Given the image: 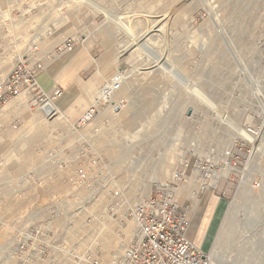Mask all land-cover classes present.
Segmentation results:
<instances>
[{"label":"rangeland","instance_id":"rangeland-1","mask_svg":"<svg viewBox=\"0 0 264 264\" xmlns=\"http://www.w3.org/2000/svg\"><path fill=\"white\" fill-rule=\"evenodd\" d=\"M26 20L39 50L20 58ZM68 24L77 34L42 50ZM87 35L86 125L61 103L82 96L76 78L39 128L22 133L35 119L12 110L23 92L0 110V264H126L131 210L159 190L212 264H264V0H0V81L26 61L46 96L44 73Z\"/></svg>","mask_w":264,"mask_h":264},{"label":"built area","instance_id":"built-area-1","mask_svg":"<svg viewBox=\"0 0 264 264\" xmlns=\"http://www.w3.org/2000/svg\"><path fill=\"white\" fill-rule=\"evenodd\" d=\"M38 79L35 66L18 61L0 81V110L24 91L39 97L41 102L46 101L47 95L40 93ZM60 93L58 88L55 94ZM131 214L140 224L141 238L126 264H212L203 247L188 235V211L182 210L164 190L136 205Z\"/></svg>","mask_w":264,"mask_h":264},{"label":"crops","instance_id":"crops-1","mask_svg":"<svg viewBox=\"0 0 264 264\" xmlns=\"http://www.w3.org/2000/svg\"><path fill=\"white\" fill-rule=\"evenodd\" d=\"M22 22H23L22 25L15 26L16 32L21 36L19 39L20 47L24 48L26 46V49L23 51L24 54L23 53L20 54V58H23L28 54H34L39 50V48L34 46V43L30 44L31 41L29 42L28 39L29 35L27 34L28 32H26V23L29 21L26 20ZM55 32L52 33V35L50 34L49 36H47L48 40L42 44V50L51 49L52 51H54L56 47L62 46L63 43L65 44L66 36L68 35L73 36L77 34L72 24L66 25L63 30H60L58 32V34H56ZM91 45H92V41H90L89 36L87 35V37L83 38L81 42L78 43L74 49H72L71 52H69L67 55L61 58L58 64L54 65L50 71L45 72L43 75L44 80L47 81L48 94L51 95L55 92L57 86L63 84L65 88H67V86H69L68 82L76 78L78 86L83 87V91H81L82 96L79 97L80 87H77L73 90L71 94H66L62 98L61 103L63 105L66 102H70L71 98H73L74 101L79 105L78 109L83 113L87 110L88 106H90L89 103L92 102V89H93L92 84L93 81L97 80L94 79L95 77H92L87 82H85L83 78L78 75V71L82 67L89 66L90 64ZM102 64L103 63H101V65ZM47 101L48 100L39 103L38 108L32 107L31 98L25 92H23L20 96H18L15 100L12 101V105H11L12 110L29 108L31 113L35 116L34 120L26 123V127L24 128L22 133H26L29 132L30 130L43 126L45 121L44 118H42L39 115V113L40 111H42V105ZM52 102L56 107L55 113L58 112L57 110L60 111V109L57 107L55 102L53 100Z\"/></svg>","mask_w":264,"mask_h":264},{"label":"bare ground","instance_id":"bare-ground-1","mask_svg":"<svg viewBox=\"0 0 264 264\" xmlns=\"http://www.w3.org/2000/svg\"><path fill=\"white\" fill-rule=\"evenodd\" d=\"M116 82H118L119 83V85L118 86H116ZM122 85V82H121V80H120V78H117L116 77V79H115V82H114V88L115 89H117V88H120V86ZM56 91V90H55ZM25 93H27V95L31 98V95L27 92V91H24ZM51 94H48L47 93V100H48V102H46V103H44L43 105H42V110H46V109H48V110H50V111H56V107H55V105L53 104V102H52V100H51ZM99 104V103H98ZM58 112H59V110H57ZM94 112H95V108L94 109H89L88 111H86L84 114H83V116L79 119V122H81V125H86L87 124V120L88 119H91L92 117H93V114H94ZM248 133V132H247ZM249 135H251V137L252 138H249V139H247V141H250V142H252V143H254V139L256 138L253 134H250V133H248ZM245 140V139H244ZM179 185H174V188L176 189L177 187H178ZM254 186V185H253ZM249 190V189H248ZM177 191V190H176ZM229 217V216H228ZM232 224V220H230V218L228 219V218H226V220H225V223H224V225H223V227H222V230L224 229L225 230V228L227 229V232H229V226ZM195 225V224H194ZM193 225V226H194ZM193 226H192V228H193ZM189 228H190V225H189ZM134 235H139L140 237L139 238H141V233L139 232V230H137L136 232H135V234ZM188 235H189V229H188ZM191 238V237H190ZM192 239V238H191ZM127 247V245H125V247L124 248H126ZM132 251H133V249L131 250V252H130V254L132 253Z\"/></svg>","mask_w":264,"mask_h":264},{"label":"water","instance_id":"water-1","mask_svg":"<svg viewBox=\"0 0 264 264\" xmlns=\"http://www.w3.org/2000/svg\"><path fill=\"white\" fill-rule=\"evenodd\" d=\"M45 111H47V112H51L50 110H48V109H46Z\"/></svg>","mask_w":264,"mask_h":264}]
</instances>
